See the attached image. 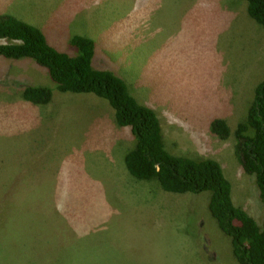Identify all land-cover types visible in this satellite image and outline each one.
<instances>
[{
  "label": "rangeland",
  "instance_id": "374dc122",
  "mask_svg": "<svg viewBox=\"0 0 264 264\" xmlns=\"http://www.w3.org/2000/svg\"><path fill=\"white\" fill-rule=\"evenodd\" d=\"M6 14L69 55L73 36L92 39L93 66L120 77L154 110L167 150L216 160L233 203L261 223L264 200L235 154L234 130L264 79V28L245 0H0ZM26 86L49 87L50 102L31 104L22 96ZM55 88L34 60L0 57V262L238 264L209 211V190L172 193L134 179L123 161L133 137L109 103ZM214 118L226 121L225 139L210 132ZM85 174L111 210L97 226L69 224L66 213L75 217V207L50 197L74 182L86 197ZM78 206L92 219L101 215V207ZM77 232L87 234L82 245L92 244L69 246Z\"/></svg>",
  "mask_w": 264,
  "mask_h": 264
},
{
  "label": "trees",
  "instance_id": "16d2710c",
  "mask_svg": "<svg viewBox=\"0 0 264 264\" xmlns=\"http://www.w3.org/2000/svg\"><path fill=\"white\" fill-rule=\"evenodd\" d=\"M245 1L248 15L264 28V0ZM43 34L12 15H1L0 57L34 60L48 73L59 93H92L105 99L113 108L116 124L127 127L133 137V146L123 156L128 174L136 180L155 181L162 190L172 193L209 190V211L231 239L238 264H264V214L257 224L233 203L231 185L220 164L214 159H194L167 150L154 110L139 103L120 77L93 66L92 39L73 36L70 51L75 54L69 55L49 44ZM22 96L33 105H46L52 90L26 86ZM209 130L220 139L230 133L223 118L212 119ZM234 136L241 168L255 180L258 195L264 200V79L255 86L246 119L237 124Z\"/></svg>",
  "mask_w": 264,
  "mask_h": 264
},
{
  "label": "crops",
  "instance_id": "0c3cea01",
  "mask_svg": "<svg viewBox=\"0 0 264 264\" xmlns=\"http://www.w3.org/2000/svg\"><path fill=\"white\" fill-rule=\"evenodd\" d=\"M31 149L34 151L37 148L34 147V148H31ZM58 170L64 171L63 169H58ZM34 176H37V175H34ZM61 182L69 183V180H64V181H61ZM83 182H84V191L87 193L86 197H81V195L79 194L80 189L77 187V186H79L78 182H74L73 183L76 187L66 186V187L54 189L53 194H50V193L49 194H50V197L55 195L58 198H64V200L67 201L72 207H75V210H74L75 217H73V215H72V209L69 210V212L66 213L65 219L67 220V222L69 224L72 223L73 221H75V226L77 224H79L80 227H83L84 224H86V222H88L91 225L97 226V224H100L103 221H106L105 218L108 217L107 213L111 212V210L109 209L108 204L106 202L107 196L98 187V181L97 180L90 181V177H89L88 174L84 175ZM49 198H47V199H49ZM82 204L85 207H90L92 210H93L94 206L101 207L102 211H101V215L99 216V218L92 219V213H89L90 209H88V211L85 214H82V212H81V210H80V208L78 206V205H82ZM87 213H89L88 219H87ZM76 217L78 219H76ZM78 230L79 229H77V231ZM76 235L79 236V238H73L70 241L69 246L70 245L84 246V245L88 244V243H84V242L87 241V239L83 240V243H84L83 245L81 243L82 241H79V240H82L83 237L85 235H87V234L82 233V232L81 233L77 232Z\"/></svg>",
  "mask_w": 264,
  "mask_h": 264
},
{
  "label": "clouds",
  "instance_id": "9594fccd",
  "mask_svg": "<svg viewBox=\"0 0 264 264\" xmlns=\"http://www.w3.org/2000/svg\"><path fill=\"white\" fill-rule=\"evenodd\" d=\"M31 104H32V103H31ZM126 128H127V127H126ZM127 129H128V128H127ZM128 130H129V129H128ZM128 130H127V131H128ZM128 132H129V131H128Z\"/></svg>",
  "mask_w": 264,
  "mask_h": 264
}]
</instances>
